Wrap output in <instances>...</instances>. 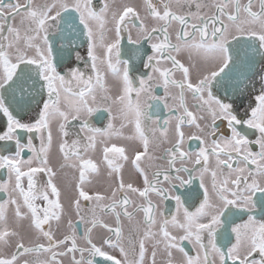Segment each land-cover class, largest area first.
Instances as JSON below:
<instances>
[{
  "label": "snow or ice",
  "instance_id": "6c2138e0",
  "mask_svg": "<svg viewBox=\"0 0 264 264\" xmlns=\"http://www.w3.org/2000/svg\"><path fill=\"white\" fill-rule=\"evenodd\" d=\"M143 9L142 17L123 0H0V115L6 118L0 141H14V154L0 155V169L7 173L0 180L7 197L0 200V264H99L98 257L107 264H146L149 244V264H158V255L159 264H264V0H143ZM125 33L131 44L150 45L140 66L121 58ZM80 36L90 61L83 69L65 64L66 52L83 61L75 48ZM233 76L242 93L259 86L243 116L235 101L219 95L223 80ZM161 106L168 113L162 122ZM30 113L35 115L24 121ZM105 113L107 125L94 126L92 117ZM217 121L227 122L230 136L214 138ZM185 126L196 129L187 140L198 141V151L184 149ZM239 126L258 135L249 139ZM165 144L170 147L160 159L166 168L152 163ZM54 148L58 167L51 159ZM129 163L143 188L125 183ZM64 169L73 170L65 185L67 206L56 183ZM102 169L110 195L90 194L92 177ZM194 179L203 199L191 210V190L184 199L170 192L175 182L188 189ZM170 199L175 214L165 215L161 204ZM108 215L115 226L105 221ZM242 215L246 219L237 223ZM121 217L128 221L127 237ZM96 229L108 234L99 243ZM116 250L119 257L112 254Z\"/></svg>",
  "mask_w": 264,
  "mask_h": 264
},
{
  "label": "flooded vegetation",
  "instance_id": "af4514ba",
  "mask_svg": "<svg viewBox=\"0 0 264 264\" xmlns=\"http://www.w3.org/2000/svg\"><path fill=\"white\" fill-rule=\"evenodd\" d=\"M7 2V0H6ZM123 3H127V4H131L133 6H135L141 13V16L143 17L146 13L143 9V0H123ZM119 6V5H117ZM194 10V9H193ZM210 11H214L210 10ZM149 25H151L152 23H154L153 21H151L150 19L148 21H146ZM138 23V22H137ZM112 25L109 24L108 28H111ZM129 29L131 30V34L133 39H136V30L134 28L131 27V24H129ZM171 31V30H170ZM114 35V33L109 32L108 33V39L110 40L112 38V36ZM57 47H59V45H56ZM75 48L77 50H79L81 56L83 57V61H76L75 60V52L72 51L70 56L71 58L69 59V53L66 52L65 53V64L66 65H71L73 67H81L82 69L84 68V61H87L90 64V61H88V57H87V43H86V38L84 36H80V38L78 40H76L75 43ZM140 48L141 52L138 55L136 52V49ZM150 54V45L147 42H141V44L136 45V44H131L128 42L127 40V33L124 34V39L121 42V58L122 59H130L131 64H134L136 66H140L141 62L143 60L146 59V55ZM102 55V52L100 53ZM179 59H181L182 62L187 63V56L186 55H181L180 57H178ZM259 57H256V60L259 61ZM163 66V65H162ZM65 71L67 70V68L64 69ZM86 71V75L87 74H91L90 68L89 69H85ZM143 71H147V70H143ZM134 76H138L139 73H134ZM176 78H180V74L177 73L176 74ZM193 79H195V75H193ZM113 83L112 77L108 76V84L111 86ZM220 90H219V95L222 99L225 100V102H233L235 101L234 107H237L238 109V114L240 116L244 115V108L247 107V105L254 100V94L255 92H258L259 90V86L257 85L255 91L253 93H249L247 90H245L243 93L239 91L238 87H237V82H236V78L233 76L232 78H225L222 82V85L219 86ZM178 91V90H176ZM215 91V88H214ZM158 94H162L163 90L162 89H158L157 90ZM187 99H188V104L189 107L191 109V105H192V100H191V96L190 94L187 95ZM254 106V105H253ZM193 111H195V109H191ZM35 113H30L29 115H24L23 119L24 121H28L29 116H34ZM160 118H161V122L167 117L168 113L167 110L163 108V106H161V110H160ZM246 118V117H245ZM205 122H209L210 121H202L201 123H205ZM92 123L94 126L96 127H105L108 123V115L107 113L104 114V116L102 118L99 117V114H95L92 117ZM116 127H119V121H116ZM217 125H218V135L216 137H214L215 139H219L220 135L223 136H230V130L227 127V122L226 121H217ZM241 127L242 131H247L248 137L249 139H255L256 135H258V133H254L253 130L250 129H245L244 126H239ZM3 131H6V118L2 117V115H0V134L3 133ZM185 134H186V142L184 145V149L185 150H192V151H198L199 150V142L196 140H191L188 141L187 140V136L191 133L196 132V129L194 127H188L185 126L184 128ZM18 134L23 138L26 139L27 137V133H24L20 130H18ZM53 134L54 137L56 136V130H55V126L53 128ZM73 137H69L68 139L71 140ZM116 142L118 145H127L128 142L123 141V140H116L114 141ZM34 143L37 145V147H39V139H36L34 141ZM9 145L10 147H8L7 150H5V145ZM167 147H170V145L165 144L162 145L161 148L156 151L154 153V155L157 157V159H155L152 163L154 165H163L165 168L167 167V163H166V159H160V157L163 154V150ZM253 150L254 151H258V147L257 146H253ZM14 154V141H0V155H12ZM129 155H132L131 149L129 150ZM29 155V153L25 152L24 156L25 158H27V156ZM93 155V159L99 160L101 158V151H100V147L98 146L97 151L95 154ZM52 159V163L54 166L58 167L59 161H60V157L59 155L55 152V148L53 149V155L51 157ZM142 166L143 163H142ZM187 167L191 168L192 165L191 163L186 164ZM177 167H179V164L177 165ZM155 171V167H153L152 169H150L149 171V177L151 178V172ZM73 175V170L71 169H64L62 172H58V176L56 178V183L58 184V186H60L61 190H62V196H61V200L62 202L65 204V206H67L68 204V200H67V196L64 194L65 192V185L71 181V177ZM185 176V179H187V175L186 174H181ZM123 177L125 180V183L128 182H132L133 185L135 187H139V188H143V178L141 176H139L138 173L135 172V170L132 168L131 164L129 163L128 165H126V167L123 169ZM7 178V173L6 170L4 169H0V180L6 179ZM38 181L43 183L45 180V177L43 174H40L37 177ZM92 184L90 186H88V190L91 192L94 191H99L102 194H106V195H110V189H109V179L106 175V172L104 169L101 170V175L100 176H93L92 177ZM177 184V188L173 191L170 192V195H181L182 199H184L186 196H188L189 191L191 190V197L192 199L188 200V206H191V210H195V206H198V204L200 202H202L203 199V189H201L199 187V179H194L193 183L188 186V189L185 188H180L178 186V182H175ZM27 184V181L25 179V186ZM205 184L207 186H209L210 188V179L208 177L205 178ZM165 187H167V185L165 184ZM6 194L4 193H0V200L6 199ZM151 198L157 202L160 203L159 199L155 196L152 195ZM132 199L137 200L140 203H143V201L135 196L132 195ZM85 206L87 207V203L85 202ZM161 208L162 210L165 211V215H171V214H175V201L173 200H169L167 202H164L163 204H161ZM131 211V209H129ZM256 216L257 218H260V213L259 210L257 209L256 211ZM11 215V213H10ZM142 213H137L136 218L142 219ZM72 219L76 220V216L73 214L72 215ZM105 221L113 226H115V217L108 215L104 217ZM124 226H125V237L128 236V221L124 220L123 217H121ZM243 219H246V215H242L240 217L236 218V222L239 223L241 222ZM27 222H25L26 224ZM81 233L83 232V226H80ZM63 231V229H62ZM174 234H176L177 236L181 235V232H174ZM61 233H57V237H60ZM94 238L96 239V242L99 243V237L100 236H106L108 235L104 230L102 229H96L94 230ZM126 242V240H125ZM233 242H234V237H233ZM183 246L185 247L186 250L189 251L190 254H195V250L192 249L191 244H189L187 241L183 242ZM148 260H146V264H149L150 261V252H151V245H148ZM112 254L116 255L117 257H119V253L118 250L113 251ZM177 256H179V253L176 254ZM253 258L258 259L259 258V254L256 253L254 254ZM162 259L161 256H157V261L159 264V261ZM99 264H107V262L103 261L102 258H97ZM65 264H67V260H65ZM230 264V262H229Z\"/></svg>",
  "mask_w": 264,
  "mask_h": 264
},
{
  "label": "rangeland",
  "instance_id": "374dc122",
  "mask_svg": "<svg viewBox=\"0 0 264 264\" xmlns=\"http://www.w3.org/2000/svg\"><path fill=\"white\" fill-rule=\"evenodd\" d=\"M10 217H11V215H10Z\"/></svg>",
  "mask_w": 264,
  "mask_h": 264
}]
</instances>
